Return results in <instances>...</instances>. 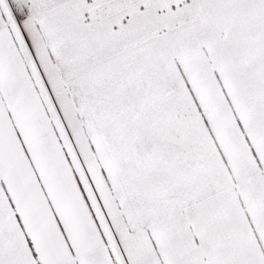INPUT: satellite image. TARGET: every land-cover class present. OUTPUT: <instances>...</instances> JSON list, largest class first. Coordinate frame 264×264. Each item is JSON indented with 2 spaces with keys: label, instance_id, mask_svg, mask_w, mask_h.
<instances>
[{
  "label": "snow or ice",
  "instance_id": "snow-or-ice-1",
  "mask_svg": "<svg viewBox=\"0 0 264 264\" xmlns=\"http://www.w3.org/2000/svg\"><path fill=\"white\" fill-rule=\"evenodd\" d=\"M0 264H264V0H0Z\"/></svg>",
  "mask_w": 264,
  "mask_h": 264
}]
</instances>
